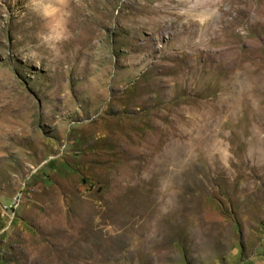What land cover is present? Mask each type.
<instances>
[{
	"label": "rangeland",
	"instance_id": "obj_1",
	"mask_svg": "<svg viewBox=\"0 0 264 264\" xmlns=\"http://www.w3.org/2000/svg\"><path fill=\"white\" fill-rule=\"evenodd\" d=\"M0 264H264V0H0Z\"/></svg>",
	"mask_w": 264,
	"mask_h": 264
}]
</instances>
